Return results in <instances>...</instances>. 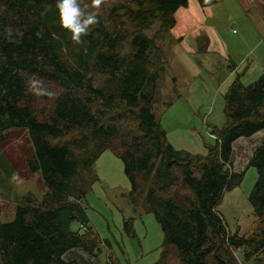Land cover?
I'll return each instance as SVG.
<instances>
[{
    "label": "trees",
    "instance_id": "16d2710c",
    "mask_svg": "<svg viewBox=\"0 0 264 264\" xmlns=\"http://www.w3.org/2000/svg\"><path fill=\"white\" fill-rule=\"evenodd\" d=\"M220 1L197 0L201 7ZM85 3L99 23L76 44L61 27L57 0H0V142L25 129L30 171L48 189L40 199L22 195L12 219L0 217V264H81L64 254L95 257L109 247L83 204L105 150L122 161L130 203L159 224L154 264L172 255L176 264H238L232 249L264 264V138L242 169L233 167V143L264 129V68L249 83L246 70L235 73L223 93L224 122L209 126L205 153L175 148L153 112L164 54L144 30L155 21L172 28L189 0H103L98 10ZM33 80L45 94L31 89ZM249 166L257 172L247 195L252 222L240 234L218 206ZM131 220L123 222L127 234Z\"/></svg>",
    "mask_w": 264,
    "mask_h": 264
},
{
    "label": "rangeland",
    "instance_id": "374dc122",
    "mask_svg": "<svg viewBox=\"0 0 264 264\" xmlns=\"http://www.w3.org/2000/svg\"><path fill=\"white\" fill-rule=\"evenodd\" d=\"M175 19L172 28L155 21L144 30L162 49L165 60V72L156 83L153 112L166 132L181 133L183 140L184 135H199L208 141V135L212 136L209 126L224 122L223 93L235 73L246 70L243 80L249 81L264 68V0H221L206 7L189 0L186 8L177 10ZM200 47L205 51H198ZM253 147L247 138L236 141L235 170L244 167ZM32 154L30 136L23 128L11 129L0 142L2 221L12 219L22 195L31 193L40 199L48 190L39 173L30 171L27 160ZM90 172L93 176L83 204L90 224L109 241V247L103 246L95 257L72 249L64 259H77L81 264H153L162 233L152 213L132 207L128 200L129 181L122 161L105 150ZM255 178L256 170L249 166L241 184L225 192L218 206L229 228L240 234L252 222L247 194ZM128 217L135 222L131 234L123 226ZM231 253L238 264H255L243 260L241 249ZM169 264H176L173 255Z\"/></svg>",
    "mask_w": 264,
    "mask_h": 264
},
{
    "label": "clouds",
    "instance_id": "9594fccd",
    "mask_svg": "<svg viewBox=\"0 0 264 264\" xmlns=\"http://www.w3.org/2000/svg\"><path fill=\"white\" fill-rule=\"evenodd\" d=\"M103 0H91V7L99 9ZM85 0H57L61 27L67 29L76 44H81L82 37L89 34L90 28L99 23L98 12L89 11ZM38 81H31L30 87L36 94H45L43 88L38 87Z\"/></svg>",
    "mask_w": 264,
    "mask_h": 264
},
{
    "label": "crops",
    "instance_id": "0c3cea01",
    "mask_svg": "<svg viewBox=\"0 0 264 264\" xmlns=\"http://www.w3.org/2000/svg\"><path fill=\"white\" fill-rule=\"evenodd\" d=\"M261 72V71H260ZM260 72H258L257 74H254L250 79L249 81H244L245 83H249L251 81H253L259 74ZM171 132H167V138H168V141L175 147V148H178V149H184V150H187L189 152H192V153H205L206 152V149H205V141L201 138V136H191L192 138H189L188 136H185L184 135V140L181 138V133H175V134H170ZM208 137L210 138V140L206 141V142H210L211 141V138H213V136H209ZM242 138V137H240ZM238 138V139H240ZM243 138H247L252 145H254V147L252 148V150L258 146L260 144V142L262 141V138H264V129L254 133L253 135H251L250 137H243ZM237 139V140H238ZM236 140V141H237ZM236 141L233 143V148L235 150V143ZM186 142V143H185ZM252 150H251V153H252ZM250 153V155H251ZM250 157V156H249ZM248 161V160H247ZM247 163V162H246ZM246 165V164H245ZM244 165V166H245ZM256 177H257V172H256ZM256 179V178H255ZM253 186V185H252ZM252 188V187H251ZM251 190V189H250ZM249 190V192H250ZM248 192V194H249ZM247 194V195H248ZM133 207V206H132ZM134 223L135 222H132V226H134ZM158 254H157V258L159 257V247H158ZM154 259L153 261V264L154 262L157 260Z\"/></svg>",
    "mask_w": 264,
    "mask_h": 264
}]
</instances>
